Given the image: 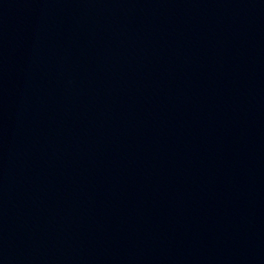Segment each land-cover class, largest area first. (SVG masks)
<instances>
[{"label": "water", "instance_id": "obj_1", "mask_svg": "<svg viewBox=\"0 0 264 264\" xmlns=\"http://www.w3.org/2000/svg\"><path fill=\"white\" fill-rule=\"evenodd\" d=\"M0 264H264V0H0Z\"/></svg>", "mask_w": 264, "mask_h": 264}]
</instances>
